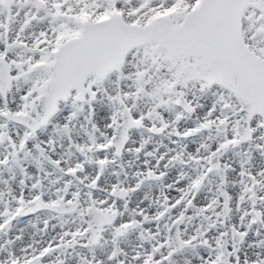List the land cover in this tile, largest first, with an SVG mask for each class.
Listing matches in <instances>:
<instances>
[{
    "label": "snow or ice",
    "instance_id": "1",
    "mask_svg": "<svg viewBox=\"0 0 264 264\" xmlns=\"http://www.w3.org/2000/svg\"><path fill=\"white\" fill-rule=\"evenodd\" d=\"M0 264H264V0H0Z\"/></svg>",
    "mask_w": 264,
    "mask_h": 264
}]
</instances>
